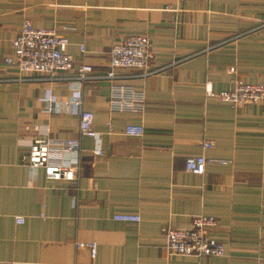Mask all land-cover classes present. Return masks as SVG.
<instances>
[{
  "label": "crops",
  "instance_id": "obj_1",
  "mask_svg": "<svg viewBox=\"0 0 264 264\" xmlns=\"http://www.w3.org/2000/svg\"><path fill=\"white\" fill-rule=\"evenodd\" d=\"M24 18L67 38V75L91 65L96 77L81 97L94 135H80L78 115L64 105L71 84L18 80L5 63ZM130 35L148 37L157 71L101 77L110 48ZM238 78L264 83V0H0V264H264V109L205 93L207 82L220 92ZM115 86L141 92L142 109L113 108ZM127 124L143 134L125 135ZM34 125L79 139L75 181L30 172ZM206 140L213 145L204 149ZM199 154L209 159L201 176L185 170L186 157ZM123 212L141 219H113ZM200 214L216 218L210 235L224 254L168 255L164 228L190 227ZM77 241H96V256Z\"/></svg>",
  "mask_w": 264,
  "mask_h": 264
},
{
  "label": "built area",
  "instance_id": "obj_2",
  "mask_svg": "<svg viewBox=\"0 0 264 264\" xmlns=\"http://www.w3.org/2000/svg\"><path fill=\"white\" fill-rule=\"evenodd\" d=\"M67 38L57 33L54 29L38 28L32 24L29 18H24L21 28L11 41L12 54L5 58V63L15 65L18 68V80L68 82L73 93L64 100L66 109L79 117L80 135L91 136L95 132L92 129L93 113L82 107L81 87L83 82L92 75V67L89 64H80L76 72L67 75L73 68L74 58L66 51ZM83 50V46H79ZM151 44L145 35L126 36L120 43L113 45L108 52V69L101 77L115 80L122 75L118 70H137L134 76H147L157 69L151 66ZM229 74L235 73V67L226 68ZM205 93L221 101L229 102L232 106L245 103L258 104L264 109V83L252 84L242 79L234 81V87L229 90L215 92L211 84H205ZM54 96L48 98L47 112H55ZM111 105L115 109L141 110L143 94L133 92L127 86H115L111 99ZM107 124H111L109 120ZM37 131L27 152V166L30 172L41 168L47 179L59 182H72L78 177L80 169L81 146L78 138H54L50 136L49 126L34 125ZM144 132L141 124H127L124 134L127 136H140ZM212 141L206 140L202 147L209 148ZM94 154H102L101 150H95ZM71 154V158L65 155ZM209 159L204 154L188 156L185 159V170L201 176L205 172V165ZM73 206L77 204V196H71ZM113 219L122 222H139L140 215L136 213H115ZM15 221L22 223L23 216H16ZM216 218L212 215L200 214L191 219V226L186 228H173L166 226L165 248L168 255L183 256H222L224 254L223 243L211 237L210 230L215 227ZM76 247H85L90 256L94 258L97 252L96 241L76 242Z\"/></svg>",
  "mask_w": 264,
  "mask_h": 264
},
{
  "label": "rangeland",
  "instance_id": "obj_3",
  "mask_svg": "<svg viewBox=\"0 0 264 264\" xmlns=\"http://www.w3.org/2000/svg\"><path fill=\"white\" fill-rule=\"evenodd\" d=\"M141 219V218H140ZM192 219V218H191ZM137 223V222H136Z\"/></svg>",
  "mask_w": 264,
  "mask_h": 264
}]
</instances>
